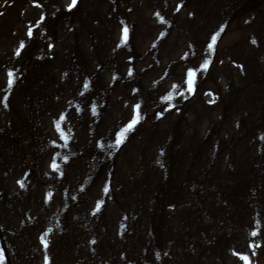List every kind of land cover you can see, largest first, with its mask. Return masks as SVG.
Here are the masks:
<instances>
[{
  "label": "rangeland",
  "instance_id": "rangeland-1",
  "mask_svg": "<svg viewBox=\"0 0 264 264\" xmlns=\"http://www.w3.org/2000/svg\"><path fill=\"white\" fill-rule=\"evenodd\" d=\"M71 5L0 0L3 264H264V0Z\"/></svg>",
  "mask_w": 264,
  "mask_h": 264
},
{
  "label": "trees",
  "instance_id": "trees-1",
  "mask_svg": "<svg viewBox=\"0 0 264 264\" xmlns=\"http://www.w3.org/2000/svg\"><path fill=\"white\" fill-rule=\"evenodd\" d=\"M256 160V163L259 165L257 166V172H255V170L253 171L255 173L256 176V184L263 186L264 185V154H259L256 155L254 157H252ZM242 163H245L244 160H242ZM248 175L250 174H246L242 176L243 181H245V183L248 182H253L250 178H246L249 177ZM254 185V184H253ZM250 185V186H253ZM258 194H256L257 196ZM261 196V194L259 195ZM164 209H162L161 207V203H157V217H162V214L164 213ZM152 239H151V245H154L156 247H153L152 249L154 250V258H156L157 260L161 261V260H171L172 256L169 253L170 249L167 248V238L165 237L164 233L162 232V221L161 219L157 222H154L153 227H152ZM153 240V241H152ZM149 249V247H147ZM156 249V250H155ZM151 250L149 249L148 252H150ZM148 257V256H147Z\"/></svg>",
  "mask_w": 264,
  "mask_h": 264
},
{
  "label": "snow or ice",
  "instance_id": "snow-or-ice-1",
  "mask_svg": "<svg viewBox=\"0 0 264 264\" xmlns=\"http://www.w3.org/2000/svg\"><path fill=\"white\" fill-rule=\"evenodd\" d=\"M76 3H77V0H72V5H71V7H74V6L76 5ZM222 30H223V29H221V31H222ZM28 34H29V36H31V30L29 31ZM218 35H219V34H217L216 36H213V37H212V41H211V43L208 45L209 51H212V50L214 49V45L216 44V40H217V36H218ZM124 39H125V40L127 39V29L124 30ZM253 42H255V41H253ZM22 47H23V44H21V48H22ZM17 55H19V51L17 52ZM208 63H209V62L206 61L205 64L202 66L204 70H206V69L208 68ZM195 75H196L195 72H192V71H190V72L188 73V77H189V79H188L187 83H188V90H189L190 92L194 90ZM13 82H14V80H13V74H12V73H9V81H8L9 88H11ZM167 99H171V96L167 97ZM138 107H139V106H137V109H138ZM139 119H140V116H139V113H138V111H137V115H136V117H135V118L133 119V121L128 125V127H127L126 129L123 130V132H122V133L120 134V136L118 137V139H117V145L123 143L124 138H125V136H126V133H127V132H130V131L134 128V126L136 125V123L139 122ZM104 191L107 193L108 189L105 188ZM97 210H99V204L97 205ZM253 235H255V233H253ZM42 239H44V238H42ZM44 243H45V247H47V241H46V239H44ZM3 260H4L3 253L0 252V264H3Z\"/></svg>",
  "mask_w": 264,
  "mask_h": 264
}]
</instances>
